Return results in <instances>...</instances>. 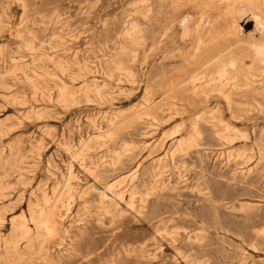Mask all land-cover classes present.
Here are the masks:
<instances>
[{"label":"rangeland","instance_id":"1","mask_svg":"<svg viewBox=\"0 0 264 264\" xmlns=\"http://www.w3.org/2000/svg\"><path fill=\"white\" fill-rule=\"evenodd\" d=\"M139 5L0 0V264L34 207L55 233L27 264H264V109L208 113L246 146L178 150L194 113L148 108L156 62L133 36L154 21Z\"/></svg>","mask_w":264,"mask_h":264},{"label":"bare ground","instance_id":"2","mask_svg":"<svg viewBox=\"0 0 264 264\" xmlns=\"http://www.w3.org/2000/svg\"><path fill=\"white\" fill-rule=\"evenodd\" d=\"M139 4L138 13L154 21L150 35L139 29L133 36L143 47L150 40L149 56L156 62L147 90L148 108L194 113L191 130L177 143V149L183 151L201 145L211 148V141L220 146L241 142L246 146L252 141L249 134L223 119L211 121L208 113L227 110L233 120L239 121L237 110L264 109V0H139ZM23 8L26 11L27 5L23 4ZM251 23L253 32L248 33L245 27ZM179 66L191 67L184 80L188 86L181 87L184 81L177 83ZM256 142L259 156L264 160V139ZM114 189L115 184L106 190L117 194ZM48 199H44L47 204ZM51 208L49 212L55 205ZM30 214L31 220L22 215L12 222L14 234L5 248L7 264H27L26 258L31 254L41 257L43 239L55 233L52 217L44 209L34 207ZM30 221L35 230L29 226Z\"/></svg>","mask_w":264,"mask_h":264}]
</instances>
